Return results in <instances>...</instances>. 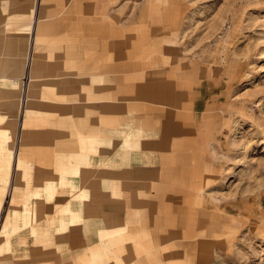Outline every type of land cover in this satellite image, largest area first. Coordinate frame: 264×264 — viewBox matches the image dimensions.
Masks as SVG:
<instances>
[{
  "label": "crops",
  "instance_id": "crops-1",
  "mask_svg": "<svg viewBox=\"0 0 264 264\" xmlns=\"http://www.w3.org/2000/svg\"><path fill=\"white\" fill-rule=\"evenodd\" d=\"M174 20L170 0H0V264H203L218 245Z\"/></svg>",
  "mask_w": 264,
  "mask_h": 264
},
{
  "label": "rangeland",
  "instance_id": "rangeland-1",
  "mask_svg": "<svg viewBox=\"0 0 264 264\" xmlns=\"http://www.w3.org/2000/svg\"><path fill=\"white\" fill-rule=\"evenodd\" d=\"M170 11L177 60L202 77L208 108L202 190L219 204V241L201 261L264 264V0H170Z\"/></svg>",
  "mask_w": 264,
  "mask_h": 264
},
{
  "label": "bare ground",
  "instance_id": "bare-ground-1",
  "mask_svg": "<svg viewBox=\"0 0 264 264\" xmlns=\"http://www.w3.org/2000/svg\"><path fill=\"white\" fill-rule=\"evenodd\" d=\"M23 84H25V83H23Z\"/></svg>",
  "mask_w": 264,
  "mask_h": 264
},
{
  "label": "built area",
  "instance_id": "built-area-1",
  "mask_svg": "<svg viewBox=\"0 0 264 264\" xmlns=\"http://www.w3.org/2000/svg\"><path fill=\"white\" fill-rule=\"evenodd\" d=\"M37 1H39V0H37Z\"/></svg>",
  "mask_w": 264,
  "mask_h": 264
}]
</instances>
